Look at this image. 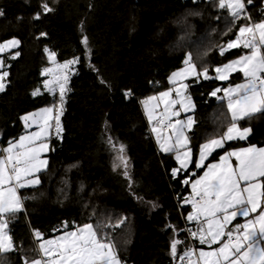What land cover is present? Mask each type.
I'll return each mask as SVG.
<instances>
[{
    "label": "trees",
    "instance_id": "1",
    "mask_svg": "<svg viewBox=\"0 0 264 264\" xmlns=\"http://www.w3.org/2000/svg\"><path fill=\"white\" fill-rule=\"evenodd\" d=\"M262 1L248 6L254 21L264 18ZM43 3L54 11L44 12ZM0 10V42L20 41L16 59L8 58L15 52L2 56L10 67L0 92V148L22 134L23 114L59 103V93L51 95L43 87L42 71L50 65L45 48L55 51L59 62L79 57L67 85L62 132L57 136L54 130L48 139L41 184L20 190L29 199L25 212L10 225L18 251L7 255L6 264L34 257L33 230L49 235L54 226L72 229L85 223L98 226L115 242L125 264H173L171 240L185 242L178 252L187 245L181 217L188 208L179 212L178 204L185 200L187 185L182 181L188 171L173 177L172 153L161 152L145 135L141 101L169 87L168 76L183 65L187 53L199 70L207 65L211 77L214 66L242 55L246 50L231 49L221 56L215 46L235 38L246 21L231 25L218 0H0ZM237 78L187 80V94L195 104L196 123L188 132L194 154L230 123L222 101L211 92ZM239 123L251 126L250 137L225 144L209 160L230 147L264 145V115ZM109 136L115 149L125 145L131 188L123 169L113 170L116 150L107 143ZM125 217V223L115 227Z\"/></svg>",
    "mask_w": 264,
    "mask_h": 264
},
{
    "label": "snow or ice",
    "instance_id": "2",
    "mask_svg": "<svg viewBox=\"0 0 264 264\" xmlns=\"http://www.w3.org/2000/svg\"><path fill=\"white\" fill-rule=\"evenodd\" d=\"M252 4L253 0H218L219 9H227L231 25L235 26L240 20L246 23L239 26L234 39L228 40L226 44L216 45V50L221 56L231 49L246 51L238 58L215 67L214 79L228 80L232 73L239 72L242 73L244 82L225 89L216 88L211 93L219 101L226 100L230 124L222 135L210 138L200 145L196 168H204V161L217 149L224 148L227 141L248 138L251 129L240 127V121L253 115H264V19H252L247 10ZM41 7L44 12L54 11L48 3H43ZM3 15L0 10V16ZM39 16L40 13H37L35 18L39 19ZM135 30V27L130 29L131 32ZM231 30L230 27L228 31ZM83 43L87 47V37L83 39ZM19 44L20 41L15 38L0 42V54L17 48ZM45 52L54 67L43 69L42 75L50 77L44 81V87L54 95L58 91L59 103L57 105L54 101L51 107L21 117L26 128L34 124L38 130L21 135L16 141H9L7 147L0 148V264H6L7 255L18 251L10 225L15 222L18 214L25 212L24 202L29 199L21 196L20 190L35 189L41 184L40 173L46 171L48 166V160L42 158V154L50 150L45 141L49 139L53 121L56 135L59 136L62 132L60 116L63 114L66 93L70 90L67 88L68 72L72 65L79 62V57H75L57 63L55 51L45 48ZM19 55L17 51L8 58L16 59ZM183 65L168 78L172 88L143 101L146 107L151 101L164 105L163 112L158 116L154 113L159 103L152 105L148 111V120L150 123L156 120V126L151 131L156 134L160 150L176 154L179 167L172 170L173 177L193 163V153L186 132L192 129L196 120L189 115L184 120L176 119L172 122V117H179L180 111L189 112L195 108L192 97L187 94L189 85L185 81L193 76L197 82L201 76L205 80L213 79L209 76L207 65L201 70L197 69L192 53L186 54ZM6 67L10 65L6 66L4 58L0 56V92L5 90V81L9 76ZM101 83L106 82L102 80ZM221 91L223 96H218L217 93ZM38 92L37 89L33 95ZM173 92L176 99H172ZM128 94L130 93H126ZM177 104L180 105V111L173 110ZM166 129L171 130L170 134H163L162 130ZM107 143L116 150L117 162H114L113 170L122 168V174L129 180L131 188L132 178L128 172L129 161L125 145L120 144L119 149H115L111 136ZM183 183L188 184L189 180L185 179ZM191 187V196L185 198V203L192 207L187 221L195 222L196 228L187 229L188 235L198 240L200 245H206L209 250L186 245L178 252V247L185 242L173 238L169 252L173 264L177 260L180 264H264V147L253 145L226 151L220 156L218 163L206 166L203 175L191 182ZM31 198L35 199V196ZM253 214L256 215L249 218ZM237 217L245 218V222L230 228ZM125 221L126 217L115 227H120ZM63 227L66 229L67 224ZM33 239L36 244L33 250L39 258L29 261L26 256H22V264H125L115 242L106 234L102 235L98 226L92 223L64 231L54 239H44L39 230H33Z\"/></svg>",
    "mask_w": 264,
    "mask_h": 264
},
{
    "label": "crops",
    "instance_id": "3",
    "mask_svg": "<svg viewBox=\"0 0 264 264\" xmlns=\"http://www.w3.org/2000/svg\"><path fill=\"white\" fill-rule=\"evenodd\" d=\"M10 39H12V38H10ZM10 39H7V40H10ZM7 40H4V41H7ZM4 41H2V42H4ZM18 48V47H17ZM17 48H15V49H11L10 51H8V52H5V53H3V54H0V56H3L4 54H8V53H11V52H15V50L17 49ZM244 54V53H243ZM221 65V64H220ZM217 67V66H216ZM215 68V67H214ZM213 72H214V74H213V77H215L216 76V73H215V71L213 70ZM234 74H237L238 76H239V78H237L233 83H229V84H227V85H225V86H223V87H218V88H220V89H225V88H228L229 86H235L236 84H239V83H243L244 82V79H243V77H242V73L240 74L239 72H236V73H232L230 76H229V79H230V77L232 76V75H234ZM241 77V78H240ZM228 79V80H229ZM242 79H243V81H242ZM218 80V79H217ZM228 80H219V81H223V82H226V81H228ZM215 90V89H214ZM214 90H212V92L214 91ZM211 92V93H212ZM223 91H221V92H219V93H217V95L218 96H223ZM212 96V95H211ZM212 97H214L216 100H217V98L215 97V96H212ZM219 101V100H218ZM192 102L194 103V101L192 100ZM195 105V104H194ZM222 105H223V107H224V110L226 111V114H227V116H228V119H230V114L228 113V110H227V102H226V100L225 101H222ZM195 109V108H194ZM157 110V109H156ZM194 110L193 111H190L189 112V114L191 115V116H193L194 117ZM195 119V118H194ZM54 123V122H53ZM230 124V123H229ZM228 124V125H229ZM23 125V124H22ZM239 125H240V127H242V128H244V127H249L250 129H251V132H250V134H249V136H248V138L250 137V135L252 134V128H251V126H249V125H242V124H240L239 123ZM228 127V126H227ZM227 127H226V129H227ZM55 128V123L53 124V126H52V128H51V134H53L54 133V129ZM226 129H224V131H226ZM24 131H26V129H24ZM24 131L22 132V133H24ZM167 131H170V130H167ZM223 131V132H224ZM164 132V131H163ZM188 132L189 131H187L186 132V134L188 135ZM222 132V133H223ZM21 135V134H20ZM220 135H222V134H220ZM219 135H217V136H215V137H218ZM211 138H214V137H211ZM247 138V139H248ZM17 139V138H16ZM15 139V140H16ZM210 139V138H209ZM246 139V140H247ZM208 139H206V140H204L201 144H203V143H205L206 141H207ZM234 141H245V140H232V141H227L225 144H228V143H230V142H234ZM200 144V145H201ZM200 145H199V147H198V149H197V151L195 152V154L193 153V150H192V153H193V163H191V164H189V166H188V168L186 169V170H181L179 173H182V172H185V171H188V173H187V176L183 179V181L185 180V179H188L189 180V183L188 184H186L187 185V191H186V195L184 196V198H186V197H190L191 196V194H192V187H191V182L192 181H194L195 179H197V178H199L200 176H202L203 175V172L206 170V166L208 165V164H210V163H218L219 162V160H220V156H222V155H224V153L226 152V151H232V150H238V149H240V148H245V147H249V146H256V147H264V145H258V144H254V143H251V144H245V145H240V146H235V147H230L229 149H225V150H223V151H221L218 155H217V157L215 158V159H213V160H209V157L204 161V165H205V167L204 168H196L195 167V161L196 160H198V158H199V148H200ZM225 146V145H224ZM49 147H50V144H49ZM189 147H190V144H189ZM191 148V147H190ZM192 149V148H191ZM217 150H219V149H217ZM161 152H163V151H161ZM163 153H165V154H169V153H172V156H173V159H174V162H175V166L173 167V169L174 168H178L179 167V164H178V162L176 161V159H175V152H163ZM233 163H235V160H234V158H233ZM172 169V170H173ZM172 170H171V172H172ZM182 181V182H183ZM183 186L185 185L184 183L182 184ZM192 211V207L191 208H188V211L186 212V216L190 213ZM256 214H253V216L252 217H249V218H253L254 216H255ZM245 222V218H243V217H237V219L235 220V221H233L232 222V225H230L229 227L231 228V227H233L235 224H242V223H244ZM193 227H194V230H195V228H196V224H195V222H193ZM80 226H82V225H80ZM61 227V226H60ZM75 228V227H74ZM74 228H72V229H65V228H63V227H61V229L59 230V231H57V232H55L54 230H53V228H51V230H50V233H49V235H45L44 233H42V235H43V238L44 239H54L55 237H57V236H59V235H62L63 234V232L64 231H71V230H74ZM176 239H179L178 237H175ZM194 240V243H195V246H196V248H204V250H209L208 249V247L206 246V245H200L199 244V242H198V240H196V239H193ZM33 241H34V239H33ZM218 245H213V247H217ZM35 248H36V244H35ZM184 248V247H183ZM182 248V249H183ZM178 249H179V247H178ZM33 258H39L38 257V254H37V252H35V255H34V257ZM32 258V259H33ZM29 261H31V259H29Z\"/></svg>",
    "mask_w": 264,
    "mask_h": 264
},
{
    "label": "rangeland",
    "instance_id": "4",
    "mask_svg": "<svg viewBox=\"0 0 264 264\" xmlns=\"http://www.w3.org/2000/svg\"><path fill=\"white\" fill-rule=\"evenodd\" d=\"M262 4H264V1H262ZM261 19H264V18H261ZM261 19H260V20H261ZM257 21H259V20H257ZM233 39H234V38H233ZM238 57H239V56H238ZM238 57H235V58H233V59H236V58H238ZM233 59H230V60H233ZM230 60L226 61L225 63L229 62ZM56 61H57V60H56ZM63 62H64V61H63ZM63 62H59V61H57V63H63ZM193 62H194V61H193ZM194 63H195V62H194ZM225 63H223V64H225ZM76 64H77V63H76ZM76 64L72 65V66H71V70H70V72H68L69 79H70L72 73L74 72V68H75ZM196 65H197V64H196ZM221 65H222V64H221ZM221 65H217V66H221ZM49 67H54V65H53L52 63H50V65H49L47 68H49ZM182 67H184V65H182L181 67H179L178 69H176V70H174V71H177V70H179V69L182 68ZM214 67H216V66H214ZM214 67H213V70L215 69ZM197 69L199 70L198 67H197ZM174 71H172V72L170 73V75H171ZM240 74H241V73H240ZM170 75H169V76H170ZM241 75H242V74H241ZM43 76L45 77L44 81L47 80V79H50L49 76H45V75H43ZM169 76H168V78H169ZM193 77H194V76H193ZM193 77H189L188 79L193 78ZM201 77H202V76H201ZM242 77H243V75H242ZM202 78H203V77H202ZM188 79H187V80H188ZM167 80H168V85H169V87L164 88V89H162V90H160V91H158V92H153V93H151L150 95H148L145 99H143V100L141 101L142 112H143V115H144V117H145V119H146V122H147L148 124H151V123L149 122V120H148V111L151 109L152 105L157 104V103H159V102H158V101H151V102L147 105V107H146L145 104L143 103V101L148 100L149 97H152V96H158V94H159L160 92H162V91H166V90H168L169 88H172L173 85H171V84L169 83V79H167ZM187 80L185 81V83H187ZM242 81H243V79H242ZM68 82H69V80H68ZM67 85H68V84H67ZM43 87H44V82H43ZM44 90L47 91V89H45V87H44ZM47 92L50 93L51 95L53 94V93H51V92H49V91H47ZM57 93H58V91H57ZM176 98H177V97L175 96V92H173V94H172V99H176ZM46 107H51V106H45V107L38 108L37 110L31 111V112H27V113L23 114L22 117L25 116V115H29V114H31V113L39 112L41 109H44V108H46ZM160 107L164 108L163 103H159V107H158V108H160ZM158 108H157V109H158ZM173 110H174V111H180V105L177 104ZM156 111H157V110H156ZM156 111H155L154 115H156ZM189 112H190V111H189ZM189 112L180 111V116H179V117H172V122H175L176 119H180V120H184V119H186L187 116L190 115ZM21 122H22V124H23L24 129H26V131H24V133H22L21 135H26V134H29V133H31V132H34V131H37V130H38V129H37V126L34 125V124H33L31 127L26 128V127H25V124H24V121H23L22 119H21ZM162 132H163V131H162ZM170 132H171V130H170V131H164L163 134H164V135H168V134H170ZM54 134L56 135V130H55V133H54ZM21 135H19V136L17 137L16 140H18L19 137H20ZM51 135H52V134H51V130H50L49 137H50ZM151 136H152V139L155 141V143H156L158 149L160 150L159 144L157 143V140H156V134L153 133V132L151 131ZM16 140H12V141H16ZM45 142L49 145V141H48V139H47ZM7 145H8V143H7L4 147H7ZM49 149H50V147H49ZM160 151H161V150H160ZM47 153H48V151L44 152V153L42 154V158L47 159ZM175 155H176V154H175ZM115 158H116V157H115ZM47 160H48V159H47ZM115 162H117L116 159H115Z\"/></svg>",
    "mask_w": 264,
    "mask_h": 264
},
{
    "label": "built area",
    "instance_id": "5",
    "mask_svg": "<svg viewBox=\"0 0 264 264\" xmlns=\"http://www.w3.org/2000/svg\"><path fill=\"white\" fill-rule=\"evenodd\" d=\"M161 112H163V108L162 107H160V108L157 109L156 116H158ZM153 126H156V120H153L151 122V124H148L147 123V128H146V131H145V133H146L145 135L146 136L152 138V136H151V129H152ZM167 130H169V129L162 130V131H167ZM183 208H191V204H187V203H185V200H183L181 203L178 204V210H179V212H181V209H183ZM181 218H182V229L181 230H182V232L184 233V235H185V237L187 239V245H191L193 247H196L193 238H191L188 235V231H187V229L194 230L193 222L187 221L186 214L182 215ZM60 229L61 228L59 226H54V228H53V230L55 232L59 231ZM177 264H180L179 260H178V263Z\"/></svg>",
    "mask_w": 264,
    "mask_h": 264
},
{
    "label": "bare ground",
    "instance_id": "6",
    "mask_svg": "<svg viewBox=\"0 0 264 264\" xmlns=\"http://www.w3.org/2000/svg\"><path fill=\"white\" fill-rule=\"evenodd\" d=\"M157 148V147H156Z\"/></svg>",
    "mask_w": 264,
    "mask_h": 264
}]
</instances>
